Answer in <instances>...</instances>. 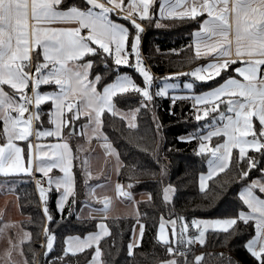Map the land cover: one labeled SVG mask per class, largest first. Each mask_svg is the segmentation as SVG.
I'll use <instances>...</instances> for the list:
<instances>
[{
	"label": "snow or ice",
	"instance_id": "6c2138e0",
	"mask_svg": "<svg viewBox=\"0 0 264 264\" xmlns=\"http://www.w3.org/2000/svg\"><path fill=\"white\" fill-rule=\"evenodd\" d=\"M156 4L157 0H127L126 5L124 0H107L106 3L100 0H0V135L5 141L0 144V185L12 190L11 186L22 175L41 174L36 185L47 221L43 227L46 243L42 245L45 264H71V258L87 254V249L92 252L86 264H108L102 259L100 244L110 231L103 222L96 224L97 231L83 237L66 236L57 253L54 247L57 237L51 226L58 221L48 206L50 193L55 190L60 227H64L65 211L69 216L85 219L73 208L77 204L74 161H81L80 175L86 189V199L81 203L91 212L107 217L112 199L96 194L97 188L106 185L89 184L92 179L89 159L85 156L81 160L79 155L85 150L84 145L77 143L74 153L68 142L74 137H83L86 142L93 138L103 141L105 156L115 158L119 175L125 165L105 132L106 115L120 116L128 121L130 128H136L137 113L143 109L153 112L155 125V148L143 150L150 154L159 171L139 161L128 165L129 182L115 184L116 196L140 203L134 201L131 189L139 183V177L144 176L160 186L165 205H173L177 189L172 183H165L169 166L165 163L167 156L162 155L163 125L155 115L156 98L170 100L169 115H176L173 109L177 102L181 105L190 102V116L197 122L204 120L195 132L176 137L180 143L197 141L193 151L206 159L208 171L199 177L201 191L207 187L209 179L233 166L239 181V203L225 207L220 217L193 218L188 222L183 215L175 213L174 207L169 208L167 219L160 216L155 239L169 255V259L161 260L160 264H189L191 246L197 243L204 246L209 230L217 235L223 233L228 240L242 234L245 227H254L255 235L243 247L258 264H264V0H159L158 15ZM115 9H120L127 24L110 17ZM162 20L199 24V29L192 33L195 56L189 57V62L212 53L215 56L212 62L188 73L177 72L162 78V86H157L156 78L142 57L141 41L146 27L165 26ZM233 55L236 59H229ZM237 61L240 66L232 68ZM232 71L243 79L233 76ZM181 76L194 78L183 84L189 94L177 95L175 90L179 84L169 82ZM42 85L53 90L44 91ZM170 89L173 90L171 96ZM134 99L137 106L127 112L118 107L129 105ZM46 102H50L47 117L52 125L47 129L43 127L42 108ZM33 120L37 122L35 136L38 140L56 137L60 142L34 146L29 140ZM214 137L220 142L213 144ZM15 141L26 142V148ZM167 151L171 153L173 149L169 147ZM54 169L59 175H50ZM257 173L259 175L253 178ZM45 178L47 187L42 182ZM147 195L151 202V192ZM218 195L227 203L226 186L221 187ZM90 200L101 207H92ZM140 215L137 212V216ZM88 218L95 217L90 213ZM137 223L139 236L135 243L127 246L130 256L145 235V223L139 219ZM189 228L195 229V233L190 234ZM31 239L27 231L18 242L9 239L10 249L19 252L24 264L30 262L22 245ZM30 251L31 264H35V249L30 246ZM6 255L10 259L11 251ZM209 255H217L224 261L223 253ZM204 256L203 252L195 255L193 264H204ZM227 264L239 262L229 256Z\"/></svg>",
	"mask_w": 264,
	"mask_h": 264
},
{
	"label": "trees",
	"instance_id": "16d2710c",
	"mask_svg": "<svg viewBox=\"0 0 264 264\" xmlns=\"http://www.w3.org/2000/svg\"><path fill=\"white\" fill-rule=\"evenodd\" d=\"M122 19V18H121ZM124 20V19H122ZM126 24L128 23L124 20ZM165 26L160 28L155 25L147 26L142 35L141 51L150 65V71L153 76H165L171 73L182 72L190 69L200 58L189 62V57L195 56V50L192 43V33L199 28V24L195 21H185L183 23H174L169 20H162ZM131 71V70H129ZM216 79H219L217 77ZM139 82V80H138ZM211 83V81H209ZM204 90V89H202ZM177 95L189 94L188 91H175ZM173 91L169 92V96ZM157 107L155 115L159 117L163 125V152L162 155L167 156L166 164L169 166V175L165 183H172L177 189V194L173 197V205H165L162 199V192L159 185L151 181L148 177H139L132 191H149L152 194V201H140L138 203V212L141 214L137 218L133 217H107L104 220L109 228L110 235L101 240V249L103 259L108 264H160L161 260L169 259L165 248L155 239L156 230L158 228L160 216L166 219L169 215V208L174 207L177 215H183L188 222L193 218H217L224 214L225 207H229L231 203H239V181L234 175L235 167L231 170L226 169L225 172L217 174L209 181L208 188L201 191L199 188V177L207 169L206 159L197 156L193 149L196 147L197 141L192 143H180L176 137L187 133H193L203 125L204 120L197 122L190 116L192 109L190 102H184L182 105L177 102L173 111L176 115H169L168 98H156ZM137 106L134 99L129 105H118L121 110H129ZM50 103L42 106L44 109L43 119L47 120V111ZM136 128H130L127 120H122L120 116L105 117V132L115 147L121 154L120 158L125 167L121 169L119 179L127 184L129 182L130 169L128 165L135 164L137 161L149 164L156 171L158 167L152 163L151 156L143 149L149 150L155 148L156 136L155 125L153 123V112L141 110L136 116ZM74 150L76 148L73 144ZM171 147L173 151L169 153L167 149ZM236 150H234L235 152ZM74 172L76 176V192L77 204L73 206L74 212L78 213L81 202L86 199V189L83 185V177L80 175L81 168L78 161L75 162ZM259 174H255L256 178ZM22 180L16 185L15 193L17 195L21 219V227L31 233V241H25L22 248L31 264L32 253L30 246L37 253L41 249V241L44 238L43 227L45 218L42 211L39 192L35 190L32 177L22 175ZM226 182H231L226 184ZM227 187V203L222 202L223 196L221 187ZM57 192L53 190L50 193L48 206L50 211L56 217L58 223L51 227L56 233V242L54 244L57 253L63 247V239L69 235L84 236L88 232L95 231L96 224L99 223L98 218H88L83 220L77 219L76 215L69 216L67 211L63 213L65 217L64 227L59 226L60 214L56 211ZM246 210V206L244 208ZM146 214V216L144 215ZM145 223V235L143 236L138 247L133 248V254H128V244L131 240L132 231L137 220ZM243 227V226H242ZM195 230H191V234ZM254 227H245L240 235H234L225 240L224 234L219 235L209 230L206 233V243L204 246L192 245V251L188 255L189 264H193L195 255L205 253L204 264H227V258L230 256L239 264H258L253 257L243 247L244 243L254 236ZM45 249L39 254V264H45L43 256ZM87 254H77L71 258V264H86L91 257V249L85 250ZM223 253L224 261L220 260L217 255L209 254Z\"/></svg>",
	"mask_w": 264,
	"mask_h": 264
},
{
	"label": "crops",
	"instance_id": "0c3cea01",
	"mask_svg": "<svg viewBox=\"0 0 264 264\" xmlns=\"http://www.w3.org/2000/svg\"><path fill=\"white\" fill-rule=\"evenodd\" d=\"M100 2L106 3L107 0H100ZM201 2H202V0H201ZM124 3L126 5L127 4V0H124ZM158 4H159V0H157V4H156L157 15H158ZM107 6L111 7V5H107ZM122 15L123 14L120 12V9H115L110 14V17L113 20H115V21H117L119 23H125L126 24V22L121 19ZM204 15L206 17L207 14L205 13ZM198 29H196L195 31H197ZM192 43H193L194 50H195V37L194 36H192ZM36 51H39V49H36ZM214 56H215L214 53L209 54L207 56H202L200 58L199 62H197L190 69L182 71V72H179V73H188V72L192 71L193 69H195L198 66L206 65L207 63L212 62V59H213ZM41 59H42V57H41ZM229 59H236V57H235V55H233L232 57H229ZM238 66H240L239 61H237V63L235 65H232V68H235V67H238ZM231 74L233 76H236L238 79H241V80L243 79L242 77H239L238 74L235 73L234 71H232ZM169 75L170 74H167L165 76H160V77L159 76H154V78H156V79L168 78ZM192 79H194V78L186 77V76H181V77H179V79H173V83H178L179 84V88L176 89L175 91H179V90L188 91V90L183 89V84L185 82H190ZM197 83H199V82H197ZM41 89L44 90V91L53 90L52 88H50L47 85H42ZM204 90H206V89H204ZM6 91H9V93L12 94V90L8 89L7 87H6ZM170 91H173V90L170 89L169 92ZM46 103H50V102H46ZM221 107H223V105H221ZM13 115H16V113L13 112ZM27 115L28 114L25 113V117ZM83 119L84 118H81L82 122H83ZM207 119H210V118H205V120H207ZM43 122H44L43 123V127L45 129L52 127V125L48 123V118H47V120L43 119ZM36 127H37V122L35 120H33V134L29 137V140L31 141V143L34 146L37 143H39L42 146H47V145H50V144H54V143H59L60 142V140L58 138H56V137H41L38 140L37 137L35 136ZM77 130L79 131V126H77ZM0 132H2V121H0ZM66 135H67V133L65 132V136ZM74 138H72L71 140L68 141L72 147H73V144L75 143V140L78 139L84 145L91 146V148H93V150H94L92 152H98L96 154H98V157H100L99 160L101 162L100 163H92L91 160L89 162V167H90L91 173H92V179L89 180V184L91 186H93V187H95V185H97V184L106 185L105 188H97L96 189V194L98 196H105L106 195V196L111 197V199H112L111 210L107 214V217H133V218H137L138 217L137 216L138 204H135V203H133L131 201L124 200L123 198H120V197L116 196L115 184L118 183V182L122 183V184H125V183H123L119 179V175L117 174V172L115 170V165H114V168L112 170L109 169V168L106 169L107 166H108V162L111 159V156H109V157L105 156V150L102 147L103 141H98L95 138H93L90 142H86L83 137H76L75 140H74ZM4 142H5L4 138L2 137V135H0V144H3ZM217 142H220V141L218 140V138L214 137L212 143L215 144ZM15 143H17L22 148H26V142H24V141H15ZM33 151H34V154H35V148L33 149ZM73 151L75 153L74 147H73ZM82 153H83L82 156L84 158V151ZM87 154L88 153H86L85 156H87ZM90 159H93V158H90ZM75 162L76 161H74V164H75ZM114 162H115V158H114ZM25 163H26V161H25ZM207 171H208V167L203 173L206 174ZM35 174L38 177H40V175H41L40 173H35ZM50 175H59L58 170L54 169L53 172L50 173ZM0 179H2V178H0ZM21 180L22 179L19 178L17 180L16 184L11 186L12 190H9V186H7V185H0V199L3 200L1 208H0V211H1L0 212V228H3V231L0 232V236H2V238L6 239L5 242H4V245H3V248L5 249L6 252H8L9 250L12 252L14 250V249H10L9 239L11 238V240L13 242H18L19 241L18 240V236H19L18 232L21 233L24 230L21 227V224H20V219H21L22 216L20 214L21 213L20 212V207H19L17 195L15 193V187ZM45 181H46V178H45ZM209 181H210V179L207 181V187L204 190H206L208 188ZM44 186L47 187V183ZM199 188H200V180H199ZM131 191H132V189H131ZM7 192H9L8 195H10V196L5 198L4 196H7V194H6ZM132 192H133V196H134V201H139L140 202V201L148 200L147 193H149V191H138V192L132 191ZM57 195H58V193H57ZM56 198H57V196H56ZM10 202L14 205V207H16V211L19 213L18 216L9 217V216H7V213H3L5 210L8 209V205L10 204ZM89 203L94 208L101 207V205L97 204L95 200H90ZM78 213H82V215L85 218L89 217V214L91 213L92 217H96V218L99 219V223L103 222V223L106 224V221L104 220L105 217H103L102 214H97L95 212H91V209L88 208L85 205H82L80 207ZM203 219H211V218H203ZM45 222L47 223L46 220H45ZM5 225H7V227H4ZM168 226H170V225H168ZM190 230H192V228H190ZM193 230H195V229H193ZM24 231H26V230H24ZM95 231H97V229ZM190 234H191V231H190ZM138 236H139V225H138V223L136 221V223L134 225V228H133V231H132L131 240H130L129 243H135V239ZM81 237H83V236H81ZM43 241H44V244H45L46 243L45 239H43ZM196 245H199V243H197ZM43 249H45V248H43ZM90 259H91V257H90ZM102 259H103V253H102ZM10 264H15V263L14 262H10Z\"/></svg>",
	"mask_w": 264,
	"mask_h": 264
},
{
	"label": "rangeland",
	"instance_id": "374dc122",
	"mask_svg": "<svg viewBox=\"0 0 264 264\" xmlns=\"http://www.w3.org/2000/svg\"><path fill=\"white\" fill-rule=\"evenodd\" d=\"M152 73V72H151ZM152 75H153V73H152ZM154 77V76H153ZM162 78H160V79H156V84H157V86H162L161 84H160V80H161ZM169 82L170 83H173V79H171V80H169ZM17 99L19 98L18 96L16 97ZM122 111H124V112H127V111H125V110H122ZM127 123H128V121H127ZM76 139V137L74 138V140ZM77 143H79V144H83L80 140H78V139H76L75 140V145H77ZM84 145V144H83ZM84 157H85V154L86 153H88L87 154V158L89 159V162H90V160L92 161V163H100L101 161L99 160L100 159V157H98V154H96V153H98V152H92V151H94L93 150V148H91V146H89V145H84ZM95 153V154H94ZM80 157H81V160L83 159V153L81 152L80 154ZM90 158H93V159H90ZM80 162L81 161H78V164L80 165ZM114 165H115V162H114V157H111V159L109 160V162H108V166H107V168L106 169H113L114 168ZM7 194V196H4L5 198L6 197H8V196H10V195H8L9 194V192H7L6 193ZM2 201L3 200H1L0 199V208H1V205H2ZM1 212V211H0ZM3 213H7V216H9V217H14V216H18V212L16 211V207H14V205L10 202V204L8 205V209L7 210H5ZM21 214V213H20ZM16 224V223H15ZM168 229H169V235H170V227L171 226H166ZM179 227V226H178ZM190 228H189V233H190ZM25 231L23 230L21 233L20 232H18V234H19V236H18V240H20L21 238H22V236H23V233H24ZM5 240L6 239H4V238H2V236H0V264H10V262H14L15 264H24V259L19 255V252L17 251V250H13L12 252H11V257H10V259H9V257L6 255V251H5V249L3 248V245H4V242H5ZM41 251H42V248L40 249V250H38L37 251V253H36V256H35V264L37 263V261L39 262V254L41 253Z\"/></svg>",
	"mask_w": 264,
	"mask_h": 264
},
{
	"label": "built area",
	"instance_id": "2783aa9c",
	"mask_svg": "<svg viewBox=\"0 0 264 264\" xmlns=\"http://www.w3.org/2000/svg\"><path fill=\"white\" fill-rule=\"evenodd\" d=\"M141 54H142V57L144 58V62H145V64H146V66H147L149 69H151V68H150V65L148 64V62H147V60H146V58H145V55L143 54L142 51H141ZM37 178H39V177H38L36 174H34V176L32 177V182H33V185H34V187H35V190L38 192L37 185H36V179H37ZM42 182L44 183V185L46 184V181H45V180L42 181ZM40 245H41V248H42V250H43V248H44V247H42V245H44V241H43V240L41 241ZM36 264H39V262L37 261Z\"/></svg>",
	"mask_w": 264,
	"mask_h": 264
}]
</instances>
